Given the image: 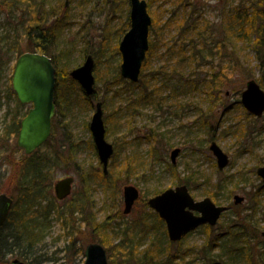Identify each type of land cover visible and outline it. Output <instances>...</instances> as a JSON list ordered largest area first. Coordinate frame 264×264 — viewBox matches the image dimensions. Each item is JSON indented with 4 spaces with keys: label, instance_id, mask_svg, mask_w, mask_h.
<instances>
[{
    "label": "rangeland",
    "instance_id": "rangeland-1",
    "mask_svg": "<svg viewBox=\"0 0 264 264\" xmlns=\"http://www.w3.org/2000/svg\"><path fill=\"white\" fill-rule=\"evenodd\" d=\"M55 1L58 3L53 8L55 16L50 17L48 23L43 21L38 25L41 27L40 30L53 27L57 34H55V42L50 54L54 57L59 56L62 62L69 60L70 70L82 62L86 53L102 52L96 63L94 60L93 70L97 69L98 74L103 76L106 75L105 71L108 75L119 71L121 57L118 42L129 27L128 2L124 0H49V2ZM147 2H150V15L154 14V18L161 24L168 17L173 19L171 28L163 32L162 41L165 43H171L177 36L179 27L174 20L181 18L183 14L191 12L193 16L197 12L202 13L214 30L219 25L222 4L229 8L235 3L234 0H199L198 2L195 0H147ZM29 6L31 5L28 2L22 0L17 2L0 0V64L3 69L0 79V192H5L13 198L17 194V172L24 152L16 146L17 134L5 138L2 133L9 123L10 115L14 112L13 104L15 103L11 94L8 96V86L11 84L12 68L18 55L14 54L15 47L24 52L33 48L34 40L27 37V33L32 31L31 24L34 20L33 9ZM60 21L62 25L56 29L53 25ZM52 23L53 25L50 26ZM214 32V40L221 39L219 29ZM224 43L221 56L185 60L180 65L175 63L174 74L169 77L162 90H159L160 95H164V98L159 100L161 108L153 109L147 105L143 106L144 109H140L131 118L130 123H127L129 116L122 108L124 101H119L116 97V99L112 98L109 92L105 94L103 87L106 81H95V96H87L89 99H85L77 90L67 95L68 105L60 106L59 102H56L53 117L55 130L49 140L50 143L56 149L62 146L63 150V144L69 142H66L65 135H69L70 139L82 142L83 146V149L76 154L77 162L71 161L65 151L61 153L57 164L52 167V177L48 182L51 183L50 195L55 198L56 205L65 206V202L54 196L53 183L57 179L67 175L73 176L74 185L71 194L80 196L82 178L78 171H82V168L89 163L98 164V156L87 147V140L90 139L87 123L94 103L96 100H101L105 103L103 118L109 130L106 137L108 141L114 143V157L117 158L118 165H121V168L125 164L124 160L133 156L138 157L141 164H136L139 176L117 182V190L112 196L107 195L108 189L103 190L101 186L94 185L91 210L98 218L109 215L108 220L111 224L119 222V225L123 226L131 222V231L142 232L144 227L141 221L143 216H147L146 209H148L147 206L144 207L143 200L147 201L150 196L159 192L158 190L182 184L184 177L192 172L194 176L191 177L187 186L195 199H201L210 192L216 196L214 199L216 204L230 205L231 203L232 208L227 210L211 227L204 228L200 225L191 228L179 245L177 242H172L166 246L165 241H156L161 243L160 246L167 252V256L184 249L189 253L194 252L192 245L202 243L209 235L213 236L217 232H222L227 221L235 213L240 218H247L253 214L259 224L256 223L260 234V231L264 229V186H261V179L255 172L259 165L264 164V113L261 117L252 119L254 116L249 115L240 102V92L249 78H254L264 89V79H259L262 74L260 61H264V57L261 59L256 55L249 41L234 38ZM164 53L165 46L162 44L150 57V66L157 69L163 63H167L168 52ZM61 61L59 68L65 66ZM169 63V67L174 66L172 61ZM213 74L219 76L221 83L217 88L206 93V85L200 81H205ZM177 77H182L183 81L192 78L195 82L192 84L184 81L183 86L179 85L177 88L179 91L175 96L170 92ZM57 88L58 83L56 92ZM137 90L138 88H135V91ZM88 100L92 103L90 107L87 105ZM26 107H22L21 110L25 111ZM213 140L229 158V163L222 169L217 167L216 159L209 149L210 142ZM174 148H178L179 152L171 163L170 152ZM150 149L154 150L148 155ZM153 153L158 158H155ZM240 175L246 177L244 183L235 180ZM219 182L229 187L230 199L223 187L217 188ZM128 184L138 188L140 197L131 211L124 214L122 191ZM254 192H259L257 197L254 196ZM233 194L244 195L245 199L238 205H234L232 204ZM117 209L122 211V217L115 216ZM253 209H255L254 212ZM72 217L80 227V230L74 233V236L78 238L74 236L72 238H76V246L82 249H76L74 254L68 253L66 246L71 236L64 234L57 220H52L48 233L35 249L34 254L44 257L40 264H83L84 246L95 240L90 239L94 237V232L83 224L79 213L75 212ZM245 226L250 229V232H256L252 224L247 223ZM153 229L155 228L150 230ZM239 231L245 230L235 227L233 230L235 236ZM162 232L165 240L166 229H162ZM215 238L216 242L217 237ZM213 252L217 253V247L213 249ZM14 257L17 256L8 255L9 261ZM172 261V264H188L191 257L188 256L184 260L172 258Z\"/></svg>",
    "mask_w": 264,
    "mask_h": 264
},
{
    "label": "trees",
    "instance_id": "trees-1",
    "mask_svg": "<svg viewBox=\"0 0 264 264\" xmlns=\"http://www.w3.org/2000/svg\"><path fill=\"white\" fill-rule=\"evenodd\" d=\"M17 1L18 0H15V2ZM22 1L28 2L31 5L29 7L33 9L32 18L34 20L31 24L32 31L29 33V38L34 40L32 50L37 49L51 55L50 50H52L54 46L56 32L53 27H46L44 29L45 36L42 37L40 32L42 30H40L41 28L38 25L43 21L48 23L50 17L55 16L53 8L54 5L57 6V1ZM124 1L128 2V0ZM234 1L235 3L231 4L229 8H226L225 5L222 4L219 25L214 28L215 31L218 29L220 31L221 39L217 40H214L213 36L215 32L212 30L213 27L209 20L206 19L202 13L197 12L196 15L191 16L193 13L189 12V14H183L181 18L174 20L179 27V32L177 36L172 39L171 43H165L162 41L164 36L163 32L165 29L168 31V29L171 28L173 19L172 17H168L161 24L158 19L154 18L155 15L152 14V22L149 29V48L143 60L141 73L137 82L123 79L119 71L114 72L112 75H108L105 71L104 73L106 75L103 76L102 74H98L97 69L94 70L96 81H106L103 87L105 94L109 92L108 94H110L112 98L116 97L119 101H124L122 108L129 116L127 123L131 122V118H133L140 109H144L143 106L147 105L153 109H156V107L161 108L159 100L164 98V95H160V91L163 85H166L168 82L169 77L174 74L175 63L180 65L185 60L221 56V49L225 44L224 42L234 38L240 41L246 40L251 42L256 55L261 59L264 57V0ZM149 4L150 2H148V11L150 9ZM61 5L63 7V2ZM52 25L53 23L50 26ZM61 25L62 22L60 21L53 26L57 29ZM162 44L165 46V53L168 52V56L166 57L168 62L163 63L155 69L156 67L150 66L149 60ZM20 53L21 51L16 46L14 54ZM101 53H92L95 63ZM64 56L66 57V54ZM60 61L61 58L55 56V64L59 69V75H61L57 92L55 93V104L59 102L60 106L64 104L68 105V101H66L67 95H71L72 92H77V90H79V94L85 99H89L79 84L69 76V60L68 62L61 61L62 64L65 65L62 68L58 67ZM169 61L174 63L173 67L168 66V64H170ZM260 66H262V74L259 79L263 80V60L260 61ZM144 71H146V73H144ZM2 74L3 69L2 64H0V79L2 78ZM184 81L192 84L195 82L192 78H188ZM184 81L182 77H177L170 94L176 96L179 91L177 88L179 85L183 86ZM200 83L206 85L207 93L213 88H217L221 80L217 74H213L210 78L205 79V81H200ZM197 84L198 83H196V85ZM8 87V96L11 94L15 104H13L14 112L10 115L9 123L2 133L5 138L13 135L15 136V134L18 133L20 119L25 114V111L21 110L25 105L17 100L11 85ZM135 88H138V90L135 91ZM102 104L103 106L105 105L104 102H102ZM87 105L90 107L92 103L88 100ZM252 119H255V117H252ZM54 130L55 123L53 122L51 136ZM108 131L106 127V134ZM51 136L33 153L21 157L22 162L17 172V194H15L7 219L0 227V264H10L8 255H16L18 258L24 260L26 264H38V262L40 264L44 257H41L40 254H34L35 249L38 243L42 241L48 233L52 220H57L64 234L71 236L68 241V246H66V251L74 254L76 249L81 250V247L76 246V238H78V236H74V233L80 230V227L77 226L72 217L75 212L80 214L83 224L90 227L94 232V237L90 239H95L106 247L111 264H172V258L184 260L188 256L191 257V261L188 264H264V240L259 234V228L257 227L259 224L257 219L253 217V214L247 218H240V216L235 213L233 217L227 221L222 232H217V234L213 236L209 235L202 243L192 245V250H194V252L189 253L184 249L177 253L168 254V256L166 255L167 252L161 248V243L159 244V242L157 243L156 241H165L166 246L172 244V242L166 235V239H163L162 229L164 230L165 228L164 223L150 208L146 209L147 216H143L144 218L141 221V225L144 227V229L141 230L142 232H136L135 230L131 231V222L127 225L120 226L119 222L111 224L108 220L109 215L98 218L95 212L91 210L94 185L97 184L101 186L103 190L108 189L109 191L106 192L107 195L112 196L117 190V182L132 176H139L136 164H141V160L137 159L138 157L136 156L126 158L124 160L125 164L120 168L121 165H118L119 162L117 158L114 157L115 150L110 158L106 174H104L99 160L97 165L89 163L82 168V171H78L80 178H82L81 195L75 196L71 194L70 198L68 196L62 200L65 202V206L58 207L55 203V198L50 195L51 183L48 182L49 178L52 177V167L57 164L61 158V153L65 151H67L71 161L75 160L77 162L76 154L83 149V146L82 142L70 139L69 135H65L66 142H69L63 144V150L62 146L56 149L50 143L51 141H49ZM89 138L90 139L87 140V147L92 149L94 154H96L91 135ZM41 147H44V149H41ZM153 150L154 149H150L148 155L152 154ZM153 155L155 158H158L156 154L153 153ZM192 176H194L192 172L188 173L185 176V180L183 179V182L188 184ZM109 178L110 180H108ZM235 180L244 183L246 177L240 175ZM218 187H223V190L228 192V198L230 199L229 187H227V185H221L220 182L218 183L217 188ZM257 193L259 192L253 193L255 197H257ZM206 194L210 195L213 199L216 197L210 192ZM143 203L144 207L147 206L146 201L143 200ZM87 207H89V209ZM254 211L255 209H253V212ZM115 216L122 217V211L117 209ZM247 223L252 224L256 229L255 233L250 232V229L245 226ZM237 226L245 231L236 232L235 236L233 230ZM153 227L155 229L150 230ZM205 227L208 228L209 226L204 225V228ZM125 235L127 237H125ZM72 236L76 238H72ZM215 237H217L216 242ZM181 242L182 239L177 241V244L179 245ZM216 247L217 253H214L213 249Z\"/></svg>",
    "mask_w": 264,
    "mask_h": 264
},
{
    "label": "water",
    "instance_id": "water-1",
    "mask_svg": "<svg viewBox=\"0 0 264 264\" xmlns=\"http://www.w3.org/2000/svg\"><path fill=\"white\" fill-rule=\"evenodd\" d=\"M129 28L122 35L118 50L121 55L120 74L131 81L139 78L141 65L149 48V26L151 16L147 9L146 0H129ZM94 60L87 54L81 64L73 67L69 75L75 79L86 95L95 92V78L93 74ZM55 67L52 59L46 54L38 52H23L15 61L11 77L12 88L20 103L28 104L26 114L21 118L16 143L23 149L24 154L32 153L51 133L52 118L55 114ZM240 102L251 114L259 117L264 112V89L251 78L246 81L240 93ZM102 102L96 101L89 120V130L102 164L103 171L107 165L114 147L105 137ZM209 149L215 156L216 164L222 169L229 162L228 155L215 142L211 141ZM179 149L170 152L174 162ZM264 182V165L256 170ZM74 177L67 175L53 183V192L57 199L67 197L72 190ZM139 196V190L132 184L123 187V213L130 212L133 203ZM234 203H239L243 197L234 194ZM13 198L5 192H0V227L5 222L11 209ZM149 207L154 209L164 220L167 236L171 241H177L198 224L207 222L216 223L221 212L226 210L225 205L215 204L209 196L199 200L194 199L185 184L168 187L148 198ZM264 237V230L261 232ZM83 264H110L105 247L97 241L88 242L84 247ZM10 264H25L19 258H13Z\"/></svg>",
    "mask_w": 264,
    "mask_h": 264
},
{
    "label": "flooded vegetation",
    "instance_id": "flooded-vegetation-1",
    "mask_svg": "<svg viewBox=\"0 0 264 264\" xmlns=\"http://www.w3.org/2000/svg\"><path fill=\"white\" fill-rule=\"evenodd\" d=\"M128 4H129V0H128ZM41 28V27H40ZM45 29V28H44ZM28 34V33H27ZM41 36L43 37V36H45V32H44V30H42L41 31ZM27 37L29 38L30 37V35L28 34L27 35ZM33 51H39V50H37V49H33ZM40 53H44V52H42V51H39ZM45 54H47V53H45ZM48 56H50L51 57V59H52V63H53V65H54V67H55V77H56V81H55V93H56V85H57V83H59V79L61 78V75H59L60 73H59V69L57 68V66H56V64H55V57L53 56V55H48ZM13 66H14V64H13ZM13 69V68H12ZM54 102H55V99H54ZM30 106V105H29ZM258 168V167H257ZM260 178V177H259ZM261 179V178H260ZM184 180H185V177H184ZM261 182H262V180H261ZM184 183V182H183ZM184 184H186V185H188L187 183H184ZM262 185V187L264 186V183L262 182L261 183ZM260 186V187H261ZM243 197V199H245V196L243 195L242 196ZM243 201V200H242ZM233 203V202H232ZM234 204V203H233ZM239 204V203H238ZM237 204V205H238ZM228 206V210L230 209V208H232V205H231V203H230V205H227ZM223 215V214H222ZM218 222V221H217ZM205 225V224H204Z\"/></svg>",
    "mask_w": 264,
    "mask_h": 264
}]
</instances>
